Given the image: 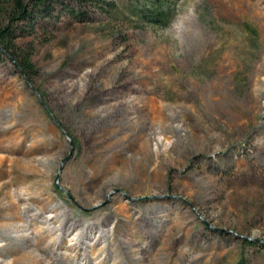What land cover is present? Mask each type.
Returning <instances> with one entry per match:
<instances>
[{"label": "rangeland", "instance_id": "obj_1", "mask_svg": "<svg viewBox=\"0 0 264 264\" xmlns=\"http://www.w3.org/2000/svg\"><path fill=\"white\" fill-rule=\"evenodd\" d=\"M104 1L0 58V264H264V0Z\"/></svg>", "mask_w": 264, "mask_h": 264}, {"label": "trees", "instance_id": "obj_2", "mask_svg": "<svg viewBox=\"0 0 264 264\" xmlns=\"http://www.w3.org/2000/svg\"><path fill=\"white\" fill-rule=\"evenodd\" d=\"M74 1L80 8L77 12L68 8L64 0H2L0 14H4L6 24L0 27V58L6 56L28 80L34 77L37 71L29 56L18 50L14 40L24 31L33 30L39 21L49 22L63 13H68L77 19L84 18L86 12L81 9L82 7L91 6L98 11H106L108 6L104 0ZM176 1L139 0L132 6V13L143 26L165 27L174 16ZM20 25H23L22 28ZM243 243L254 245L246 239Z\"/></svg>", "mask_w": 264, "mask_h": 264}, {"label": "bare ground", "instance_id": "obj_3", "mask_svg": "<svg viewBox=\"0 0 264 264\" xmlns=\"http://www.w3.org/2000/svg\"><path fill=\"white\" fill-rule=\"evenodd\" d=\"M36 204H37V202H36ZM44 205V204H43ZM20 207V206H19ZM23 207V206H22ZM37 210V209H36ZM20 214V213H19ZM44 214V213H43ZM26 216V215H25ZM22 218H24V217H22ZM51 219V218H50ZM75 221V220H74ZM28 222V221H27ZM54 222V221H53ZM24 223V222H23ZM129 223V222H128ZM25 224V223H24ZM136 224V223H135ZM55 225V224H54ZM34 226V225H33ZM35 226H37V225H35ZM32 227V226H31ZM52 229V228H51ZM139 229V228H138ZM77 230V229H76ZM27 231V230H26ZM82 231V230H81ZM138 231V230H137ZM2 233V232H1ZM4 234V233H3ZM6 234V233H5ZM114 234V233H113ZM133 234V233H132ZM28 236V235H27ZM67 236V235H66ZM102 236V235H101ZM42 237V236H41ZM88 237V236H87ZM34 238V237H33ZM63 238V237H62ZM31 239V238H30ZM36 239V238H35ZM38 239V238H37ZM47 239V238H46ZM95 239V238H94ZM29 240V239H28ZM77 240V239H76ZM91 241H92V239H91ZM95 241V240H94ZM37 243H39V242H37ZM65 243V242H64ZM106 243V242H105ZM55 244V243H54ZM66 244V243H65ZM52 245V244H51ZM64 247V246H63ZM109 248V247H108ZM41 250V249H40ZM84 250V249H83ZM39 251V250H38ZM124 251V250H123ZM3 252V251H2ZM14 252V251H13ZM50 252V251H49ZM66 252V251H65ZM107 252V251H106ZM2 254V253H1ZM78 254V253H77ZM65 255V254H64ZM124 255V254H123ZM95 256V255H94ZM85 257V256H84ZM92 258V257H91ZM50 260V259H49ZM54 260V259H53ZM121 260V259H120ZM74 261V260H73ZM56 264V263H55ZM121 264V263H120Z\"/></svg>", "mask_w": 264, "mask_h": 264}, {"label": "water", "instance_id": "obj_4", "mask_svg": "<svg viewBox=\"0 0 264 264\" xmlns=\"http://www.w3.org/2000/svg\"><path fill=\"white\" fill-rule=\"evenodd\" d=\"M64 161H65V159L62 161L61 165L59 166V169H58V172H57V175H56L55 186H56L57 188H59V186L57 185V180H58L59 174H60V172H61L62 165H63ZM60 190H62L63 192H65L63 189H60ZM66 194H67V193H66ZM67 196H69V194H67ZM69 197H70V196H69Z\"/></svg>", "mask_w": 264, "mask_h": 264}]
</instances>
